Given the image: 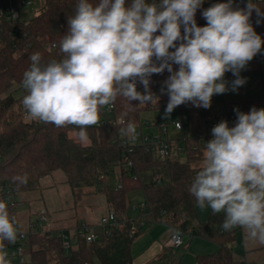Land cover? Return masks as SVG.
<instances>
[{
    "label": "clouds",
    "instance_id": "9594fccd",
    "mask_svg": "<svg viewBox=\"0 0 264 264\" xmlns=\"http://www.w3.org/2000/svg\"><path fill=\"white\" fill-rule=\"evenodd\" d=\"M203 3L77 0L59 43L62 57L43 63L35 52L29 58L21 81V103L28 117L58 128L75 126L86 141L87 128L97 125L101 109L118 97L130 105L158 104L150 78L165 70L170 73L161 89L169 96L166 115L188 102L210 108L212 97L228 90L226 73L236 76L234 91L246 82L239 73L264 46L250 18L253 11L264 18V11L251 0L245 8L225 0L203 10L207 23L201 27L195 16ZM137 82L143 92L137 90ZM234 111L235 126L222 120L212 128L213 138L205 143L189 193L201 210L223 214L224 231L241 228L248 241L264 246V108ZM118 123L122 134L135 139L134 124ZM13 180L17 186L26 185L28 177ZM169 231L179 238L177 229ZM18 235V221L0 200V264H10L4 242L14 244Z\"/></svg>",
    "mask_w": 264,
    "mask_h": 264
},
{
    "label": "trees",
    "instance_id": "16d2710c",
    "mask_svg": "<svg viewBox=\"0 0 264 264\" xmlns=\"http://www.w3.org/2000/svg\"><path fill=\"white\" fill-rule=\"evenodd\" d=\"M96 3L97 0H92ZM218 0H204L198 12L210 7ZM264 11V0H251ZM77 0H43L39 11L27 21L8 23L0 21V200H4L11 213L15 205V194L37 188L42 177L55 170H61L72 194L79 199L85 187L100 188L109 207L118 213L126 211L127 195L141 190L148 210L155 220H162L191 237H201L217 244L213 254L197 255L196 264H233L232 244L236 239V228L224 231L221 227L223 214L214 215L210 211L207 219L201 221L196 211V200L190 195L189 187L199 167L192 162L201 156L202 142L193 135L198 132L202 122L214 118L210 108L195 107L191 102L178 106L181 116H185L182 134L185 161L174 158L159 160L143 146H135L127 153L121 142L124 135L122 125L115 122L87 128L88 143L71 136L79 133L75 126L56 127L53 124L24 120L22 118L21 87L23 73L30 67V56L39 52L42 62L60 59L59 43L67 31V18L75 12ZM247 0H233V6L245 8ZM260 19V23L257 20ZM198 26H206V20H196ZM255 31L264 39V18L253 11L250 18ZM16 28V31H11ZM174 50V49H170ZM264 54V46L261 53ZM174 70L178 66L174 65ZM166 71V76L170 73ZM261 87L264 91V69L261 70ZM16 86L15 92H8ZM142 84L137 82V90ZM18 91H21L20 93ZM8 92V93H7ZM133 105V106H132ZM123 97L113 104L111 117L125 120L139 126L141 113L148 107ZM139 105V106H138ZM195 146L196 148H193ZM131 159L132 166L127 165ZM157 168L167 171V179L162 174L157 179L144 183L140 173ZM27 175L26 185L17 186L13 178ZM118 175L121 188L110 186L111 176ZM13 200L14 204L10 205ZM161 211L164 213L161 215ZM103 232L94 241H79L68 250L62 249L59 240L49 232H30L25 244L29 247L30 264H132L131 244L136 236H130L125 229L102 227ZM6 249L10 247L4 242ZM167 264H175L168 258Z\"/></svg>",
    "mask_w": 264,
    "mask_h": 264
},
{
    "label": "rangeland",
    "instance_id": "374dc122",
    "mask_svg": "<svg viewBox=\"0 0 264 264\" xmlns=\"http://www.w3.org/2000/svg\"><path fill=\"white\" fill-rule=\"evenodd\" d=\"M36 1V3H35ZM34 5H31L33 8L38 4L39 1L35 0ZM220 2H225V0H218ZM39 7V6H38ZM202 19V13L196 12L195 19ZM257 61L258 58H255ZM261 65L264 64V54L260 56ZM245 81L248 84H252L253 82L257 81L258 76L256 74L251 75L250 73L246 74ZM167 79L166 71H164L161 74H153L150 78V89L151 91L159 96V102L158 104H152L151 102H147L145 106L148 107H157L156 109H147L144 110L141 113V119L143 120H151L152 122L155 121V118L157 120H164L163 122L171 123L175 121L176 119H180L181 115L176 107L173 112L170 115L165 114V109L167 106V103L169 101V96L166 92V90L162 93L161 89L164 87V81ZM245 82V83H246ZM245 83L243 85H245ZM242 85V86H243ZM228 87H233V85H228ZM16 86L11 87V89L8 92L14 91ZM144 91L143 85L141 92ZM7 92V93H8ZM14 94H17L16 91H14ZM19 93L21 91H18ZM212 100L217 101L216 97H212ZM216 104L213 107V113L217 114ZM30 120V118H27ZM224 120V118H220V121ZM156 122V121H155ZM162 123V121H157ZM136 128V127H135ZM201 132L203 134H209L212 136V127L207 126L206 124H202L201 126ZM172 134L178 135L179 132L177 131H169V136L172 137ZM73 137L79 138V135L76 132H71L70 134ZM213 138V136H212ZM79 140L82 143H88V140L82 141L80 138ZM204 149V148H203ZM180 161H185V155L180 154L179 159ZM201 160H198L196 162H192L193 167H200ZM159 174H162V177L164 180L167 179V171L166 170H160L157 168H151L146 170L143 173H140V179L144 183L151 182L158 178ZM110 186L114 185V176H111L109 179ZM83 193L80 196L79 199H76L74 195L72 194L71 188L69 184L66 182V177L64 173L61 170H55L49 175H46L45 177H42L39 182L38 186L35 189L32 190H26V191H20L15 194V205L12 207L11 215L15 216L16 220L18 221V227L19 231L28 232L29 227L28 223L30 220H33L36 218V215L40 208H45L50 215V219L53 221L56 220L58 224L65 225L66 223L73 222L75 216L80 217L81 219L85 220L87 223L96 224L99 225V218L101 214H105L108 210V206L106 203V197L104 196L103 191L100 188H96L94 186L91 187H85L83 188ZM144 201L143 200V193L141 190H136L127 195V214L128 216H132L137 214L139 210L138 207L135 210H132L133 205H137L138 203ZM198 218L200 220H206L209 214L210 208H205L201 210L198 207ZM35 212V213H34ZM152 223V222H151ZM150 224L149 221H145V225L141 228V234L135 238L134 244L132 243V255H133V261L132 264L140 263L141 262V254L140 252L144 250V244L146 242L151 243L153 241V238L156 239V241L160 242V236L164 234L163 231H166L164 227L158 226L154 227L153 229L149 230L148 225ZM100 227V226H99ZM95 231V229H93ZM55 233H59V231H54ZM153 233L156 236H153ZM239 239V236H237ZM239 241V240H238ZM237 241V244H238ZM184 242H188L187 244ZM197 242H201L206 246L214 247L217 246L213 242H207L206 240H203L202 238H196L194 240V243L192 246H190V239L185 236L183 245L180 248H173V253H171L172 258L174 257V261L177 264H196V255L198 254V251L201 249L206 248H198L196 245ZM23 248V264H30V254H29V247L27 244H22ZM7 252H9L10 247H8ZM214 252V251H213ZM211 253V252H208ZM169 255V254H168ZM170 256V255H169ZM168 256V257H169ZM168 257L166 258L168 260ZM160 264H166L161 262Z\"/></svg>",
    "mask_w": 264,
    "mask_h": 264
},
{
    "label": "built area",
    "instance_id": "2783aa9c",
    "mask_svg": "<svg viewBox=\"0 0 264 264\" xmlns=\"http://www.w3.org/2000/svg\"><path fill=\"white\" fill-rule=\"evenodd\" d=\"M218 3V2H217ZM21 4L26 6L31 4L30 0H22ZM0 21L8 22V23H20L21 20L19 18V13L8 7L0 8ZM11 31H16V28H12ZM261 54H257L255 58L260 59ZM262 69H264V64L261 65ZM113 105L105 106L101 109L100 113V121L96 127L106 125L109 123H118L120 120H124L120 117L113 119L111 117L113 112ZM240 112L244 109L242 105H239L237 108ZM22 118L27 120L28 115L26 110L23 109ZM237 118V113L234 110L226 111L225 118L228 123L233 121ZM185 120V116H181L179 120L173 121L171 125L166 122L157 123L156 126L158 128L156 130H145V127L148 125H154L155 123L151 120H143L139 126L136 127V136L135 139H131L130 137L123 135L121 137V144L126 147L127 153L132 152L135 146H143L147 152L151 153L153 157L159 160H165L169 158L179 159V155L184 153V143L183 140L186 139V136L182 134L179 140L175 138H171L169 136V131H179L182 133L183 129V122ZM125 121V120H124ZM220 119H213L211 121H205V124L209 127H214L217 125ZM178 124L180 127H178ZM194 136L201 140V135L199 132L194 133ZM193 148H196L193 146ZM127 165L132 166L133 162L131 159L127 160ZM159 178H157V181ZM117 188H121V184L118 180L116 184ZM14 201H10V205H13ZM138 207L140 210H146L147 214L142 216H135V217H127L125 213H118L113 208L107 210V212L99 218V226L100 227H115L117 229H125L127 230L130 236H135L141 232V228L145 225V221H154L155 218L152 214V211L148 210V204L144 201L138 203L137 205H133L131 208L135 210ZM35 213V212H34ZM164 211H161V215ZM50 225V218L45 208H40L36 218L30 220L28 223L29 231L23 232L19 231L20 235H18L17 240L14 244L10 245V250L8 253V259L10 264H23V248L22 244L25 243L26 238L28 237V233L30 232H49V235H55L58 240L60 247L62 249L68 250L73 245H76L79 241H85L87 243L94 242L98 237L99 233L94 231L92 226L85 222H81L74 227L72 231H60L59 233H55L54 231H50L48 228ZM179 231V230H178ZM180 236L178 239L173 238V233H171V243L173 248H178L183 245V233L180 232ZM7 251V250H6ZM240 264H249L245 258L242 259Z\"/></svg>",
    "mask_w": 264,
    "mask_h": 264
},
{
    "label": "crops",
    "instance_id": "0c3cea01",
    "mask_svg": "<svg viewBox=\"0 0 264 264\" xmlns=\"http://www.w3.org/2000/svg\"><path fill=\"white\" fill-rule=\"evenodd\" d=\"M21 1L22 0H0V8L8 6L12 9L16 10L19 13V18L21 21H27L29 18L34 16L39 11V9L41 8V6L43 4V0H37V1H39L38 4L32 8L31 5H34L35 0H30L31 4L28 6L21 4ZM35 3H36V1H35ZM261 70H262L261 60L259 59V61H257L254 57L246 65V67L240 71L239 75H240V77L245 79L244 76L248 73H250L251 75L256 74L258 76L257 81L253 82L252 84H248L246 82L245 85L240 86L235 91L233 90V87H228V85L229 84L233 85V81L236 79V76H234L232 74V72L226 73L224 79L226 81L228 90L223 94L214 95V97L217 98V101L211 100L210 112L212 113V117L214 119H217V118L220 119L222 117L225 118L226 111L237 109L239 107V105H242V107L244 109L242 112H244V113H248L253 107H256L257 109L264 108V91H262V87H261V74H262ZM215 104L217 106L215 109V111H217V114L212 112ZM176 120H178V119H176ZM155 121H153L155 123L154 125H148L147 127H145V130L146 129L151 130V131L156 130L158 128V126H156V124L160 123L157 121L163 122L164 120H157L155 118ZM236 121H237V118L233 121H230L228 123L229 126L230 127L235 126ZM202 124H203V122H202ZM202 124H201V126H202ZM204 124H205V122H204ZM135 127H137V125ZM196 132L197 131H195V133ZM198 132L201 135L202 139L200 140V142L203 143L202 144L203 146H202L200 158L195 160L194 162L202 159V153L204 150L203 148H205V143L207 141H209L210 139H212V136H210L209 134L206 135V134H203L201 132V127L199 128ZM193 135H194V133H193ZM181 136H182V133L179 132L178 135L172 134L171 138H175V139L179 140L181 138ZM85 144H87V143H85ZM117 182H118V175L116 174L114 176V183L117 184ZM143 199H144V197H143ZM107 206H108V204H107ZM110 208L111 207L108 206V209H110ZM137 210H139L137 214H135V215L132 214V216H128V214H127L128 211H127V207H126V211H124V213L126 214L127 217L142 216V215L147 214L146 210H140V209H137ZM198 210H199L198 207H196L197 215H198ZM210 211H209V213H210ZM49 218H51L50 215H49ZM75 218L76 219H74L73 222L66 223L65 225H62L60 223L58 224V222L56 220L53 219V221H52L50 219V225L48 228L50 229V231H59L60 230V231H66L67 232V231H72L74 229V227L81 222L87 223L85 220L81 219L78 216L77 217L75 216ZM201 221H205V220L201 219ZM149 222H150V224L148 225L149 230L153 229L155 226L156 227L162 226L165 228L166 231H163L164 234L160 236V239H161L160 242L156 241V239L153 238V241L151 243L146 242V244H144V250H142L140 252V254H141V262L140 263H143V264H160L161 262L164 263V261H165V263L167 264L168 260L166 258L170 255L168 258L172 259V262L177 264L174 261V257L172 258V256H171V253H173L172 243H171V238H170L172 232H170L169 229H174V228L162 220L156 219L154 221H149ZM96 223L97 222H95L94 224H90V223H87V224L92 226V228L95 229V231H97L99 233V235H101L103 232V229H102V227H99V225H97L98 223L97 224ZM236 229H237L236 230V239H235L234 243L232 244L233 264H240L243 258H245L249 264H264V246H260V245H256V244L251 243L250 241H248L246 239V236H245L243 229H241V228H236ZM141 233H138L134 237V239L132 241L133 244H134L135 238L138 235L142 236ZM153 236H156V235L153 233ZM185 236H187L190 239V243H191L190 246H192L194 243V240L197 237H191L187 234H183V241H184ZM237 236H239V239ZM198 238H201V237H198ZM203 240H206V239H203ZM206 241L209 242V240H206ZM237 241H238V244H237ZM185 243L186 242H184V244ZM196 245L198 246V248H206V249L199 250L197 255L213 254L217 251V248H218V246H215V245H214V247L206 246L201 242H197ZM132 248H134V247L131 244V252H132ZM178 248H180V247H178ZM208 252H211V253H208ZM133 259H132V261H133ZM134 264H139V263L135 262Z\"/></svg>",
    "mask_w": 264,
    "mask_h": 264
}]
</instances>
